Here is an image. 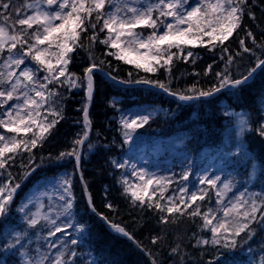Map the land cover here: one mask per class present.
Masks as SVG:
<instances>
[{
	"label": "snow or ice",
	"instance_id": "obj_1",
	"mask_svg": "<svg viewBox=\"0 0 264 264\" xmlns=\"http://www.w3.org/2000/svg\"><path fill=\"white\" fill-rule=\"evenodd\" d=\"M98 45L105 48L99 56ZM198 46L212 61L203 71L209 77L207 87L194 80L174 90V82L184 75L177 77L174 69L181 61L195 65L201 59ZM81 51L86 53L83 61ZM245 56L250 66L241 72ZM109 58L133 66L127 79L113 75L119 66L113 68ZM191 75L200 77L201 72ZM257 75L264 77V0H0V264H98L86 261L79 251L90 246L97 219L132 241L150 264H239L237 252L246 249L255 255L252 243L264 233V153H255L248 137L256 134L264 141V103L245 107L241 100ZM98 76L174 98L173 116L191 102H219L224 109L227 123L217 149L221 166L212 172L204 169L191 190L193 164L188 156L178 188L170 195L166 193L175 173L149 172L130 156L125 159V153L107 157L113 173L120 170L115 179L119 196L138 210L140 219L133 223L143 231L145 215L155 219V234L150 230L144 237L147 244L112 215H119L120 205L109 198V187L104 186L98 205L85 179V156L93 150L111 152L116 145L113 139L98 148L91 139L89 106L100 93ZM164 76L166 80L160 78ZM73 89H84L87 98L80 109L81 131L55 156H38L65 120V94ZM224 96L232 103H223ZM122 103L116 97L108 101L121 113V149L160 111H171L154 101L129 109L120 107ZM66 163L72 164L71 172ZM229 167H243V181L225 172ZM52 168L63 170L40 177L17 200L38 170ZM77 175L83 210L74 191ZM14 214L18 222H11ZM183 218L196 230L174 235L173 226ZM259 250L264 253V238ZM193 251L198 255L193 257ZM259 264H264V255Z\"/></svg>",
	"mask_w": 264,
	"mask_h": 264
},
{
	"label": "trees",
	"instance_id": "obj_2",
	"mask_svg": "<svg viewBox=\"0 0 264 264\" xmlns=\"http://www.w3.org/2000/svg\"><path fill=\"white\" fill-rule=\"evenodd\" d=\"M257 15L259 17L260 13L257 12ZM231 47L234 49L235 45L233 44ZM104 51V46H97L96 54L98 56ZM195 51L201 57V59L196 61L195 65L190 61L188 63L181 61L174 69V74L177 77H180L181 73H184L178 82H174V90L184 88L194 80H200L201 85L207 87L209 77L203 76V71L207 67V64L212 61L209 58V54L199 46ZM216 55L218 56L219 53ZM85 56L86 53L81 51L80 59L82 61ZM109 59H113V68L119 66V71H114L113 75L120 79H127V73L133 66L126 65L124 62L117 64L114 58ZM84 66L87 65L84 64ZM248 66H250L249 57L245 56L239 71H244V68ZM219 67L223 68V63H220ZM72 70L78 71L76 68ZM194 72H201V76L196 77L191 75ZM160 78L167 79L166 76ZM97 80L100 83V93L95 96L91 110V119L93 122L91 139L93 142H98V148L100 145L110 144L113 139L116 140V145L112 147L111 152L103 149L99 151L93 150L92 153L85 156V162L83 163L85 179L90 182V191L98 205L104 196V186L107 185L109 187V198H114L120 205L119 215L115 213L112 215L116 216L117 220L127 222L129 229L135 233L136 238L142 240L144 244H147L148 241L144 237L149 235L150 230H153V234H155L157 228L155 219L150 218L146 214V223L143 225V231L140 230L141 225L133 223V219H140L138 210L129 208L125 200L119 196V185L115 183V179L119 176L120 170H116L113 173L111 166L106 163L107 157H118L121 153H125V159L130 156L133 162L139 166L147 167L149 172L158 173L160 176H172L175 173L176 180L166 193L170 195L173 190L178 188L179 174L182 171V165L186 163L184 158L188 156L193 164L192 174L189 176V189L191 190L197 185L198 177L204 169L212 172L221 166V162L217 158V149L220 146L222 126L227 123L222 116L224 109L222 103L219 102H213L210 106L190 103L189 106L180 109L173 116L172 113L177 111V104L172 98L157 93L148 94L142 88L118 86L105 77L98 76ZM262 84H264V77L257 75L256 79L250 83V86L242 95L241 103L245 107L255 105L256 108H259L264 103L261 100ZM65 95L66 109L64 114L66 118L57 125L58 131L55 133V136L48 144L44 145L41 152L37 153L38 156L44 155L47 157L49 152L55 156L59 150H64V147L70 143L76 133L81 131L83 114L80 109L86 103L85 90L73 89L71 93ZM113 97L120 99L123 102L120 107L125 109L133 108L140 103L154 101L162 109H170L171 111H160L159 115L154 117L149 125L138 129L139 136L133 142L124 145L123 149H121L119 147L120 137L118 133V120L121 113L112 109L108 104V101ZM221 101L223 103H232V98L224 96L221 97ZM97 131L100 132L99 137L96 136ZM248 142L255 153H264V141L256 134L249 135ZM64 168L71 172L72 164L66 163ZM62 170L55 168L43 172L38 170L32 177V182H35L42 176H51L55 172ZM12 171L15 172L17 169H12ZM225 172H232L233 176L240 181H243L245 178L240 175V173L244 172L243 167L236 170L229 167L225 169ZM217 174L220 173L217 172ZM251 190L259 191V188ZM74 191L77 196L78 205L83 210L84 200L82 199L83 193L79 184L78 175L74 180ZM106 214H108L107 211ZM11 222H18L15 214L11 218ZM173 229L174 235L179 234L182 236L186 234L190 235L191 231L196 230L192 228L191 222L186 218H183L182 223L173 226ZM262 238H264V233H258L252 243V247L255 249V255L248 253L244 249L243 251L237 252L234 259L239 261V264H259L260 256L264 255L259 250ZM89 245V247H84L79 250L85 253L86 261L95 259L98 264H150L147 257L132 242L124 236L113 234L98 219L93 224L92 239L89 241ZM89 251L92 253L90 257L87 256ZM196 255L198 253L193 251V257ZM210 258V256L204 257L205 260Z\"/></svg>",
	"mask_w": 264,
	"mask_h": 264
},
{
	"label": "rangeland",
	"instance_id": "obj_3",
	"mask_svg": "<svg viewBox=\"0 0 264 264\" xmlns=\"http://www.w3.org/2000/svg\"><path fill=\"white\" fill-rule=\"evenodd\" d=\"M32 186V185H31ZM31 186H29L25 191H28L30 188H31ZM24 191V192H25ZM24 192H23V194L21 195V197L24 195Z\"/></svg>",
	"mask_w": 264,
	"mask_h": 264
},
{
	"label": "water",
	"instance_id": "obj_4",
	"mask_svg": "<svg viewBox=\"0 0 264 264\" xmlns=\"http://www.w3.org/2000/svg\"><path fill=\"white\" fill-rule=\"evenodd\" d=\"M165 95H166V94H165ZM167 96H168V95H167ZM91 105H92V103H91ZM91 105L89 106V110H90Z\"/></svg>",
	"mask_w": 264,
	"mask_h": 264
},
{
	"label": "bare ground",
	"instance_id": "obj_5",
	"mask_svg": "<svg viewBox=\"0 0 264 264\" xmlns=\"http://www.w3.org/2000/svg\"><path fill=\"white\" fill-rule=\"evenodd\" d=\"M133 243V242H132ZM134 244V243H133Z\"/></svg>",
	"mask_w": 264,
	"mask_h": 264
}]
</instances>
